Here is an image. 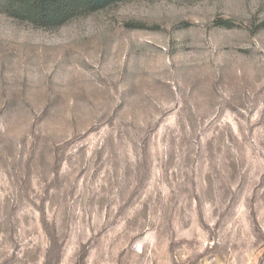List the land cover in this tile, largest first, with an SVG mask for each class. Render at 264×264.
Masks as SVG:
<instances>
[{"label":"rangeland","instance_id":"1","mask_svg":"<svg viewBox=\"0 0 264 264\" xmlns=\"http://www.w3.org/2000/svg\"><path fill=\"white\" fill-rule=\"evenodd\" d=\"M0 264H264V0L0 6Z\"/></svg>","mask_w":264,"mask_h":264},{"label":"trees","instance_id":"2","mask_svg":"<svg viewBox=\"0 0 264 264\" xmlns=\"http://www.w3.org/2000/svg\"><path fill=\"white\" fill-rule=\"evenodd\" d=\"M130 0H0L5 7L34 26L58 29L71 20Z\"/></svg>","mask_w":264,"mask_h":264}]
</instances>
